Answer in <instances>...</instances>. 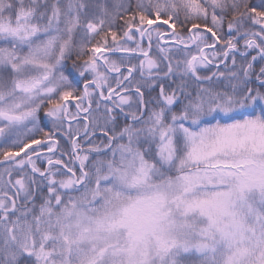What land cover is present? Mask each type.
I'll return each mask as SVG.
<instances>
[{
    "label": "snow or ice",
    "instance_id": "snow-or-ice-1",
    "mask_svg": "<svg viewBox=\"0 0 264 264\" xmlns=\"http://www.w3.org/2000/svg\"><path fill=\"white\" fill-rule=\"evenodd\" d=\"M0 264H264V0H0Z\"/></svg>",
    "mask_w": 264,
    "mask_h": 264
},
{
    "label": "trees",
    "instance_id": "trees-1",
    "mask_svg": "<svg viewBox=\"0 0 264 264\" xmlns=\"http://www.w3.org/2000/svg\"><path fill=\"white\" fill-rule=\"evenodd\" d=\"M253 2L255 3V2H256V0H253Z\"/></svg>",
    "mask_w": 264,
    "mask_h": 264
}]
</instances>
